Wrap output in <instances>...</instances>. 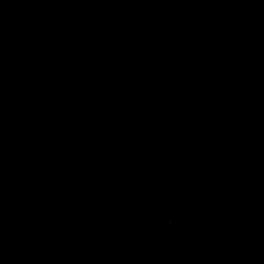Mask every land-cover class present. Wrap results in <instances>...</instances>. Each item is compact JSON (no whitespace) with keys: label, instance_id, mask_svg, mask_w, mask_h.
Listing matches in <instances>:
<instances>
[{"label":"water","instance_id":"95a60500","mask_svg":"<svg viewBox=\"0 0 264 264\" xmlns=\"http://www.w3.org/2000/svg\"><path fill=\"white\" fill-rule=\"evenodd\" d=\"M0 264H264V0H0Z\"/></svg>","mask_w":264,"mask_h":264}]
</instances>
